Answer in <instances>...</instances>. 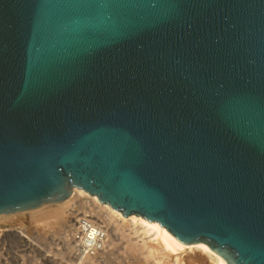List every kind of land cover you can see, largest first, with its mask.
I'll use <instances>...</instances> for the list:
<instances>
[{
	"label": "water",
	"instance_id": "1",
	"mask_svg": "<svg viewBox=\"0 0 264 264\" xmlns=\"http://www.w3.org/2000/svg\"><path fill=\"white\" fill-rule=\"evenodd\" d=\"M75 189L264 264V0H0V216Z\"/></svg>",
	"mask_w": 264,
	"mask_h": 264
},
{
	"label": "rangeland",
	"instance_id": "2",
	"mask_svg": "<svg viewBox=\"0 0 264 264\" xmlns=\"http://www.w3.org/2000/svg\"><path fill=\"white\" fill-rule=\"evenodd\" d=\"M90 208L92 207L81 208L75 205L70 213L72 217L78 214L76 218L79 220L86 218V221L96 222L91 217L93 213ZM83 211L85 216L82 214ZM31 212L0 216L1 232L15 229L6 235L0 233V264H181L175 261L179 259L177 253H175L176 257H172L155 248L144 253L134 252L128 248L127 238L114 239L113 236L105 233H101L104 241L112 238L119 246L114 245L108 255L98 257L93 262L80 263L76 254L80 251L77 246L79 236H84L85 233L82 223L78 222L74 227L69 223L67 227H63L62 217L46 215L31 219L29 217ZM94 225L96 227L99 225L98 231L105 230L101 223L96 222ZM97 238L98 236H95V239ZM93 242L94 240L90 244Z\"/></svg>",
	"mask_w": 264,
	"mask_h": 264
},
{
	"label": "bare ground",
	"instance_id": "3",
	"mask_svg": "<svg viewBox=\"0 0 264 264\" xmlns=\"http://www.w3.org/2000/svg\"><path fill=\"white\" fill-rule=\"evenodd\" d=\"M75 205L81 208L92 207L90 208L93 213L91 217L96 222L103 224L105 230L98 231L100 227L99 225L96 227L94 225L96 222L94 221H86V218H84L85 220L77 219L78 214L72 217L70 212ZM82 214L84 215L85 212L83 211ZM46 215L62 217L63 227H67L69 223L72 227L76 226L78 222L82 223L85 233L84 236H79L80 239L77 246L80 251L76 254L78 259H80V263L93 262L98 257L101 258L108 255L114 245L119 246L112 238L104 241L101 233H105L113 236L114 239H116L115 237H120V239L127 238V246L134 252L144 253L149 252V249L155 248L170 254L172 257H176L175 253H177L179 259H175V261H179L181 264H226L225 260L208 249L205 244L183 245L156 222L149 223L143 218L135 217L134 215L123 218L118 211L113 210L109 205L99 203L96 197L90 196L80 189H75L67 199L59 204L32 211L29 217L38 219ZM14 230L0 231V233L6 235ZM95 236H98V238L95 239ZM92 240L94 242L90 244Z\"/></svg>",
	"mask_w": 264,
	"mask_h": 264
}]
</instances>
